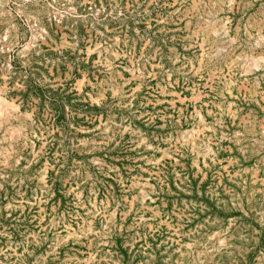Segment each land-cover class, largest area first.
<instances>
[{
	"label": "rangeland",
	"instance_id": "1",
	"mask_svg": "<svg viewBox=\"0 0 264 264\" xmlns=\"http://www.w3.org/2000/svg\"><path fill=\"white\" fill-rule=\"evenodd\" d=\"M0 264H264V0H0Z\"/></svg>",
	"mask_w": 264,
	"mask_h": 264
}]
</instances>
